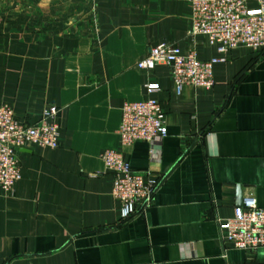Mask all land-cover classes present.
<instances>
[{
	"label": "crops",
	"instance_id": "0c3cea01",
	"mask_svg": "<svg viewBox=\"0 0 264 264\" xmlns=\"http://www.w3.org/2000/svg\"><path fill=\"white\" fill-rule=\"evenodd\" d=\"M191 17L187 0H0V104L28 125L57 107L60 125L58 148L17 150L22 178L0 190V264H264V247L229 248L218 225L240 188L264 207V50L192 40ZM162 43L224 58L215 85L178 94L167 64L140 69ZM148 98L166 110L167 136L122 146L124 103ZM105 149L158 181L126 221Z\"/></svg>",
	"mask_w": 264,
	"mask_h": 264
},
{
	"label": "built area",
	"instance_id": "2783aa9c",
	"mask_svg": "<svg viewBox=\"0 0 264 264\" xmlns=\"http://www.w3.org/2000/svg\"><path fill=\"white\" fill-rule=\"evenodd\" d=\"M255 1L257 6L252 7ZM192 17L188 36L194 40L206 35L210 44L222 53L247 46L264 50V0H187ZM224 58L201 60L195 44L187 53L173 43L150 47L138 63L140 69L153 70L157 64L170 67L171 76L180 94L185 85L211 89L215 85L214 67ZM149 93L159 89L157 83H148ZM59 109L43 111L35 125L20 123L11 103L0 104V190L13 195L22 178V163L17 150L34 143L45 148L60 145ZM168 134L167 114L156 98L126 101L122 108L119 129L122 146L136 141H154ZM107 170L113 176L112 195L120 204V219L126 221L153 203L158 181L147 171L134 169L122 150L105 149L102 153ZM221 239L229 248L255 250L264 247V207L253 197H247L236 207L233 217L218 220Z\"/></svg>",
	"mask_w": 264,
	"mask_h": 264
},
{
	"label": "water",
	"instance_id": "95a60500",
	"mask_svg": "<svg viewBox=\"0 0 264 264\" xmlns=\"http://www.w3.org/2000/svg\"><path fill=\"white\" fill-rule=\"evenodd\" d=\"M243 199H242V195H241V188L239 189V194H238V203L242 204Z\"/></svg>",
	"mask_w": 264,
	"mask_h": 264
}]
</instances>
